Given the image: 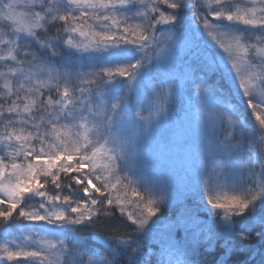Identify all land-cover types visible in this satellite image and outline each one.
<instances>
[{
	"label": "snow or ice",
	"instance_id": "1",
	"mask_svg": "<svg viewBox=\"0 0 264 264\" xmlns=\"http://www.w3.org/2000/svg\"><path fill=\"white\" fill-rule=\"evenodd\" d=\"M177 96L199 147L169 219L134 144ZM117 212L133 231L100 234ZM0 237V264H264V0H0Z\"/></svg>",
	"mask_w": 264,
	"mask_h": 264
},
{
	"label": "rangeland",
	"instance_id": "2",
	"mask_svg": "<svg viewBox=\"0 0 264 264\" xmlns=\"http://www.w3.org/2000/svg\"><path fill=\"white\" fill-rule=\"evenodd\" d=\"M184 53L182 46H177L168 54L158 50L154 71L146 77L147 88L152 89L158 82L153 79L154 73L165 75V80L178 75L183 66ZM181 107L183 109L180 108L177 113L171 112L170 119L165 118L157 124L151 133L138 136L134 144L139 166L145 176L158 180L165 189L166 197L169 193L172 195V206L167 213L169 219H175L179 212L191 204L187 197L193 173L192 162L199 147L198 133L192 127L195 110L188 106L187 100ZM142 114L147 117L149 112L143 111ZM134 131L129 125L122 129L117 122L114 134L126 137Z\"/></svg>",
	"mask_w": 264,
	"mask_h": 264
},
{
	"label": "trees",
	"instance_id": "3",
	"mask_svg": "<svg viewBox=\"0 0 264 264\" xmlns=\"http://www.w3.org/2000/svg\"><path fill=\"white\" fill-rule=\"evenodd\" d=\"M154 78L159 82L161 80H165L166 77L165 75H162L160 74V72H158L157 74L154 73ZM149 89L150 88H147V90ZM186 100H187L186 97H184L183 100L177 97L176 101L173 104L171 112L177 113L179 109L183 107V106L181 107V104L185 103ZM250 119H254V118H250ZM62 180H63V175H62ZM129 223L130 222L126 220V217H121L119 213L117 212L116 219L105 220L103 225L97 226V231L102 235H113V234L123 235L125 233H131L133 231V228L129 227ZM114 225H119V227L116 228L114 227ZM92 237H93V231L91 229L78 233V238L81 240L85 248L95 247V248L100 249L107 255V249L103 246V244L94 242ZM154 243H158V241ZM217 254H218V251H217ZM213 258H214L213 255H209L203 252L197 253V256H196L197 261H205L207 262V264H211V261L213 260ZM233 259L234 260L242 259V257L234 256Z\"/></svg>",
	"mask_w": 264,
	"mask_h": 264
}]
</instances>
